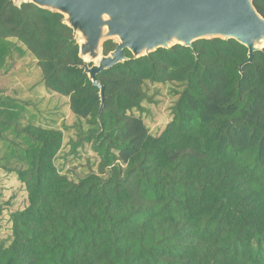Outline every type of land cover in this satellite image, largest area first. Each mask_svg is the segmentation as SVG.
<instances>
[{
    "label": "trees",
    "instance_id": "1",
    "mask_svg": "<svg viewBox=\"0 0 264 264\" xmlns=\"http://www.w3.org/2000/svg\"><path fill=\"white\" fill-rule=\"evenodd\" d=\"M253 3L264 17V0ZM115 47L106 41L104 55ZM193 50H124L127 61L97 76L100 112L63 16L0 0V78L30 53L45 90L88 121L72 151L86 141L100 156L97 172L69 179L55 163L63 131L25 121L0 88V171L27 193L0 264H264V49L241 70L248 49L233 39ZM147 83L181 88L157 136L133 113Z\"/></svg>",
    "mask_w": 264,
    "mask_h": 264
},
{
    "label": "water",
    "instance_id": "2",
    "mask_svg": "<svg viewBox=\"0 0 264 264\" xmlns=\"http://www.w3.org/2000/svg\"><path fill=\"white\" fill-rule=\"evenodd\" d=\"M10 1L16 7L30 3L63 16V24L77 41L84 73L99 89L100 112L105 96L97 76L127 61L124 50L138 59L175 45L194 53L193 43L198 40L233 39L248 49L241 70L264 49V17L253 0ZM109 40L116 47L104 55L103 44Z\"/></svg>",
    "mask_w": 264,
    "mask_h": 264
},
{
    "label": "rangeland",
    "instance_id": "3",
    "mask_svg": "<svg viewBox=\"0 0 264 264\" xmlns=\"http://www.w3.org/2000/svg\"><path fill=\"white\" fill-rule=\"evenodd\" d=\"M29 59L25 60V64L19 67V70L10 77L0 78V88L5 89L6 95L13 96V92L21 88L22 91L17 93V97H22L23 90L27 96L29 89V97L37 98L44 97L39 108L44 112L41 124L42 127L64 129L63 148L56 160V166L62 174L68 176L69 179L77 182L80 178L88 173L97 172L100 156L94 147L86 141L83 146L77 148L76 153L72 151L73 141L78 138H85L86 131L89 129L87 120L78 119L70 113V109L65 104L69 99L62 97L54 99L46 90H40L38 83L42 81L40 69L34 64L36 60L30 55ZM34 62H33V61ZM38 81V82H37ZM181 90L179 86L169 84H150L144 85V91L147 96L142 104L144 112L133 111L135 116L143 118L144 123L148 127L151 135L157 136L172 120V106L177 98L174 96V91ZM46 91V92H45ZM56 96L60 97L56 94ZM69 102V101H68ZM34 104V101H30ZM22 109V117L27 121L28 116L25 115V105L20 104ZM141 114V115H140ZM59 126H58V125ZM27 205V193L25 187L21 184L17 177L13 174H6L0 171V244L6 247L11 239V214L23 210Z\"/></svg>",
    "mask_w": 264,
    "mask_h": 264
},
{
    "label": "crops",
    "instance_id": "4",
    "mask_svg": "<svg viewBox=\"0 0 264 264\" xmlns=\"http://www.w3.org/2000/svg\"><path fill=\"white\" fill-rule=\"evenodd\" d=\"M26 59H29V57L27 56V54H26V56L24 57V58H22L19 62H18V64H17V67H16V71H18L19 70V67H21V66H23L24 64H25V60ZM33 61V60H32ZM34 62V61H33ZM34 64H35V66H36V63L34 62ZM37 68V67H36ZM13 72V71H12ZM11 76L10 77H12L13 75H12V73L10 74ZM8 78V77H7ZM38 82V81H37ZM41 83H38V86H40V90H45V88H44V86H43V84H42V81H40ZM19 89V92L20 91H22L21 90V88H18ZM28 90H29V93L31 92V89H29V87H28ZM18 92V93H19ZM46 92V91H45ZM29 93H28V95L26 96L25 95V91L23 90V92H22V97L21 98H19V97H17V95L13 92V94L14 95H16V96H13V97H17V99L19 100V104H24L25 105V111L26 112H24L25 113V115L26 116H32V117H34V119H33V121L36 123V125H40L42 122H41V120H42V117L44 116V112L39 108V106H38V103H40L43 99H45L44 97H42V96H39V97H37V98H32V97H29ZM49 94V93H48ZM50 95H52V94H50ZM9 96V95H8ZM12 97V96H11ZM52 97H54V99H58V98H61V96L60 97H58V96H56V94H53L52 95ZM30 101H34V104L33 103H30ZM69 101V100H68ZM68 101L65 103V104H67L68 103ZM68 106V105H67ZM69 107V106H68ZM58 125V124H57ZM59 126V125H58ZM59 129L61 130V131H64V129H62L61 127H59Z\"/></svg>",
    "mask_w": 264,
    "mask_h": 264
},
{
    "label": "clouds",
    "instance_id": "5",
    "mask_svg": "<svg viewBox=\"0 0 264 264\" xmlns=\"http://www.w3.org/2000/svg\"><path fill=\"white\" fill-rule=\"evenodd\" d=\"M69 99V98H68ZM69 106V105H68ZM71 113V112H70Z\"/></svg>",
    "mask_w": 264,
    "mask_h": 264
}]
</instances>
